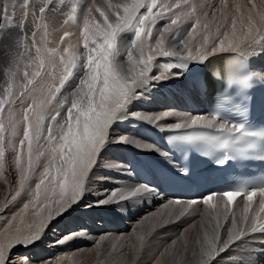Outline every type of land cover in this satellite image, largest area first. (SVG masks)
I'll list each match as a JSON object with an SVG mask.
<instances>
[{
	"label": "snow or ice",
	"instance_id": "obj_1",
	"mask_svg": "<svg viewBox=\"0 0 264 264\" xmlns=\"http://www.w3.org/2000/svg\"><path fill=\"white\" fill-rule=\"evenodd\" d=\"M157 6V0H150V3H145L144 0H130L128 3L122 5L108 4L107 7L112 10L114 16L113 22L109 23V17L103 12L100 15L103 17V22H93L91 36L89 35V15L84 18V47L87 50V64L81 65L86 67L87 71L79 80L76 89L69 96H64L58 101L59 107L56 114L51 116V123L45 127L44 110L47 105L56 100V95L61 92L69 78L73 75V70L77 69L78 56L75 52H69L67 48L63 49L67 52V56L61 54L57 47L47 48L45 41V48H36L37 57L47 55V61L53 67L57 65V56L63 65V75L59 79V86H55L46 77L41 76V72L45 70V59L40 58L38 64L34 66L33 71H28L27 65L23 71L21 80L25 81L19 85L18 97L31 96L32 103L24 107L25 99H21V107L17 110L20 114L18 119L11 111L8 113L7 123L11 130L8 142V148L13 154L12 164L19 170L20 178L18 190L14 189L15 195L12 200H15L22 192L29 189L27 181L32 174L36 173L37 167H42L43 171L39 173V183L35 186L34 196L36 202H40L41 191L44 193V199L50 200L51 203L46 205L47 215L39 222L35 220L27 226V235L23 233L13 235L0 241V264H33L28 257L13 258L9 253L10 249L15 244L30 246L39 241L55 218L62 216L65 212L71 210L72 206L81 199L85 188V181L89 177L90 170L95 165L97 156L104 145L110 125L117 114L129 102L131 93L134 87H138L139 81L147 82L149 78V71L152 68V61L154 57H168L178 56L190 59L194 62H205L210 56L216 52L226 50L225 42L236 51L239 43L233 46L232 40L228 39L227 34L219 41V48L215 44L211 48H205L204 51L200 49L193 50V46L189 43L192 36L195 34V28L189 33L188 40H181L179 44L182 45V50H168L165 48V41L168 36L173 38V41L180 35V15L174 14L170 24H167L162 30H159L158 38L155 41L154 51L153 45L148 44V54L145 53L146 41L141 38L143 33L145 37H151L152 31L149 25H154L157 19L163 17V13L153 14V9ZM25 9L23 18L15 25L20 29L24 28V19L28 16V0H23L21 6ZM147 8V11L141 13L142 8ZM176 7H180L179 4ZM255 9V4L252 5ZM8 5L5 4L2 10V19L7 22L9 26L12 25V20L15 16L13 12L9 15L7 11ZM123 9L122 13L120 9ZM39 12H45V7L41 6ZM91 9H89V14ZM186 18H187V14ZM255 17V18H254ZM74 18V17H73ZM146 22L148 24L146 25ZM134 28L135 39L132 41L130 48L127 51L128 67L118 65L115 62L116 53V39L118 33L124 29ZM233 35L236 30V20L232 23ZM67 35V33H65ZM257 37H264V13L250 12L247 20V31L243 33V41L245 48L241 50V54L245 57L252 54H258L264 49H257ZM93 38H100L99 40ZM90 41L93 46H89ZM260 42H264L261 40ZM201 47H204L203 38L199 42ZM71 47V44H69ZM138 53V55H134ZM31 64V60L29 61ZM20 71L19 66L15 68L9 67L7 69L8 76L14 77ZM53 76L52 73H48ZM179 75V74H177ZM39 77L40 81L37 87L29 89V85L36 82ZM151 79H164L162 76L151 77ZM12 96V84L9 82L4 95H0V113L4 111L5 104L15 103V100H9ZM70 105L66 109V115L60 121H57V116L60 115V109L64 105ZM133 115L138 116L139 113ZM176 113L165 111L163 117L173 116ZM162 117H144V119L159 120ZM202 117H195L191 119V125H197ZM55 124V134L53 129ZM23 124L22 139L19 140V150L12 143L11 137L18 135L17 128ZM182 124L176 123L175 128H181ZM205 127H217L216 119L206 120ZM219 129L224 133L222 136H187L181 137L182 140L194 141L204 140L209 145H216L219 148H226L230 145H235L237 142L245 140V138L254 137L256 133L248 131L243 123L231 124L221 121L218 125ZM5 119L0 116V176L5 171L4 157H5ZM57 136L59 139L57 140ZM43 138V143H42ZM35 142V143H34ZM119 142H128L127 137H121ZM133 143H135L133 141ZM47 145V147H45ZM141 149L152 150L155 147L151 145H141ZM162 156L167 157L169 154L165 151L157 149ZM21 154H24L25 159L21 162ZM44 158V163L41 158ZM217 163L224 164L225 159L218 160ZM53 165H55V172L53 174ZM181 171H186L181 169ZM6 182V181H5ZM43 186V188H42ZM60 189L59 199L49 196V193H55V187ZM149 190V186H137L135 192H145ZM260 194L264 196V187L253 188L251 191H224L223 197L227 198V202H233L237 197L246 195L248 201ZM133 195L134 192H129ZM215 193H208L206 196L199 198L205 204L212 200ZM115 197L113 193L108 198L102 201L95 202V206L107 205L110 200ZM169 201V204H172ZM179 204V200L175 201ZM197 200L191 203L184 204L177 215H184L185 211L195 205ZM92 205H86L91 207ZM27 207V206H26ZM168 207L167 205L165 206ZM218 211H220L218 209ZM223 215L227 218L229 209L227 203L223 207ZM248 207H245L241 213V224L248 222ZM264 200L260 201V211L257 213V218L250 230H246L243 226L237 228V221L235 213L231 221V227L226 232V238L221 240L219 236V224L212 229V235L207 238L206 246L201 242V251L197 254L196 264H211V262L219 257L223 252H226L237 241L244 240L246 236L251 234L264 232ZM190 214V213H189ZM167 215L171 216L169 211ZM166 222V221H165ZM65 242L64 238L57 241V244ZM216 245H219L217 248ZM254 251V249H252Z\"/></svg>",
	"mask_w": 264,
	"mask_h": 264
},
{
	"label": "bare ground",
	"instance_id": "obj_2",
	"mask_svg": "<svg viewBox=\"0 0 264 264\" xmlns=\"http://www.w3.org/2000/svg\"><path fill=\"white\" fill-rule=\"evenodd\" d=\"M50 1L51 0H28L29 21L27 20V18L24 19L23 29L13 31L12 30L13 28L10 29V26L7 24V22H5L4 20H2V18H0L1 20L0 27L2 28V30L0 31V38H1L0 64L3 63L2 65H4L3 68L0 66V72H1L0 95L5 94V90L8 87V84L9 82H11L12 96L8 97V99L15 100V103L11 104V106L6 103L4 106V111L0 113V116H2L5 119V127H6L5 157H4L5 171L2 174V176H0V220L4 219L0 223V241H4L6 238H10L13 235H17L20 233L27 235L28 234L27 226L31 224L34 220L36 222H39L41 219H43L48 214L46 211V205H49L51 203L50 200L44 199L43 191H41L40 202H36V197L34 196L35 186L37 183H39V173L43 171L42 167H37L36 173L32 174L30 176V179L27 181L30 190L22 192L19 196L16 197L15 200H12V197L15 195L14 189L18 190L20 174H19V170L15 168L12 164L13 154L11 150L8 148V142H9L11 130L8 128L7 117L9 111H11L13 115H15L18 119L20 118V114L17 112V110L21 107L20 104L21 99H25V97H18L20 79H17L18 74L11 78L8 76V74H6L8 68L6 67L5 63L6 64L8 63L7 65L8 67L9 64L10 67H13L12 65L14 64V62H18V61L25 62L27 60L25 59V57L32 54V51L30 49V32L28 27L30 25H34L33 30L35 33L34 35H31V37H33L35 41L38 42L37 48H41L42 51L45 48V41H47L46 44L47 48L57 47L61 51V54L65 56H67L68 54L67 52L63 51V49L65 48H67L69 52H75L76 54L78 53L79 49L80 51H82V53H85L86 50L85 47L81 48L83 45L82 43L84 41V36L83 38H81L82 35L78 31L80 29L76 28L78 29L76 30L77 32H73L68 25H65L63 22L68 19L67 17L68 15L64 12H60L55 5L49 4ZM191 1L197 4L198 6H201L200 10L204 11L207 14L208 18L203 16L202 20H207L210 30V32H205V30L202 31L200 30L201 29L200 26L197 28V35H195L191 44L193 46V50H195V47L198 45L199 46L196 47V49H200L201 51H204L205 48H211L212 46L211 41L215 37L221 35L222 32L223 38L224 35L227 34L228 39L232 40L233 46H236L237 43H239V47L237 48L236 51L241 52V50L245 48V43L243 41V33L247 31V20L249 13L250 12L264 13V0H236L235 5L231 3V0L230 1L223 0L222 1L223 4H218L216 7L217 10L214 12H209L208 9L210 7L205 5V0H191ZM6 3L7 2H5V4ZM253 3L255 4V9H253L252 7ZM41 6L45 7V12L42 14L39 12V8ZM48 10H52L55 13H58V15H55L52 11L48 12ZM217 16H219L221 20H219ZM47 17H48L47 20H52L48 22L49 26L45 25L43 22V20H46ZM234 19L236 20V30H235V34L233 35L232 23ZM130 29L131 28L122 30L120 33H118L116 39V53L114 59L118 65L125 66V68L128 67L127 51L130 48L132 41L134 40L129 35ZM26 33L28 34L26 35ZM50 33L52 34V37L49 36ZM65 33H67V35H65ZM64 36L68 38L59 40L61 37ZM202 38H203L204 47H201V44L199 43ZM223 38L221 37V39ZM145 40H146L145 53H148L147 45L150 42L147 39ZM261 40H264V37H257L256 47L258 50L259 48H262V46H264V42H260ZM21 41L26 43L24 48L25 56L22 53H20L19 56L15 55V53L19 52L18 50L19 46L22 45ZM69 44H71V47H69ZM219 46L220 45L218 43L216 47L219 48ZM225 48L226 50L224 51H233L232 48L228 45L227 41L225 42ZM259 54L260 52L258 54L254 53L249 57L252 59V61L258 62ZM134 55H138V53H134ZM8 56L10 57L9 58L10 62L8 61L9 60ZM40 58L45 59V70L41 72V76L46 77L51 83H53L55 86L58 87L59 79L63 75V65L59 61V56H57L56 58L57 59L56 67H53L48 63L47 55H43L42 57L35 58L34 60L36 64H38ZM156 59H161L162 60L161 63H157L155 61ZM86 64H87V57L78 58L77 69L73 70V75L69 78V80L66 82L64 87L61 89V92L56 95V100H53L51 104L47 105V107L45 108L43 113L45 116V127H47L49 123H51V116L56 114V110L59 107L58 101L62 99L64 96H69V98L71 99L70 94L76 89L77 85L79 84L80 78L87 71L86 67L82 68L81 65H86ZM26 65L28 66L27 68L32 67V71L34 70V66H31L29 62H26L24 64V67ZM200 65H201L200 62H194L190 59L182 58L178 56L154 57L152 61V68L149 71V73H152L153 71L154 74L155 71V73L156 72L158 73L157 76H162L164 79H157L155 81L154 79H151L149 77L147 82H144L143 80L139 81L138 82L139 86L134 87L133 92L130 95L129 102L117 114V118L114 119L113 123L110 125V127L113 126L119 130H122L123 132L133 133V134L135 132L134 135H136L137 141L133 143L132 146L129 145L132 148H129V152L125 154V160L123 162L122 169H123V173L125 174V178L127 179V184L129 188L128 192L129 190L130 191L132 190L131 192L135 193V189L137 186H141V185L149 186V190L145 192L147 193V197L151 205L163 201H166L167 204L169 203L168 199H165L160 195H158L156 191L152 189L151 184L147 182L148 181L147 176L151 175V171L148 169L149 167L152 169L153 166V162L151 159H154L153 161H158L155 160V158L158 156L160 157L162 156L160 152L157 150V149H159L160 151L163 150L161 148L162 146L159 144L157 136L160 133L161 129L167 127H175L176 123H180L184 126H187L191 124L192 118L197 117L196 115H192V114L189 115L188 111L182 110L183 108L182 106H180V103L175 102V100H173V97L179 93H184L183 96H188L192 94L193 92L192 89L187 91L188 81L191 77H195L196 75L199 74L201 70ZM174 72H176V74L179 75H172ZM48 73H52L53 76H49ZM74 77H78V80L72 83V79ZM39 81L40 78L37 77L36 82H34L33 85H29V89L37 87ZM176 98L179 99L180 96L178 95ZM31 103H32V98L31 96H28L27 99H25L24 107H27ZM69 106L70 105L66 104L63 106V108L60 109V115L57 116V121H60L62 117L66 115V109ZM165 111L176 113V115L163 117L162 114ZM134 113H139V115L135 116L133 115ZM157 116H160L162 118L159 120L144 119V117L151 118ZM199 117H202V119L199 120L198 123L205 122L207 120L203 116H199ZM52 126L55 134L56 126L54 123ZM23 127H24L23 124L19 125L17 128L18 135H16L15 137H11L12 143L16 146L17 150H19V140L23 138L22 137ZM129 137L130 136H128L127 138ZM58 139L59 136H57V140ZM106 142L104 143V145L106 144ZM42 143H43V138H42ZM141 145H151L155 148L152 150H146V149L144 150L141 149L140 147ZM45 147H47V145H45ZM101 149H103V146ZM154 151L157 152V155H155L156 152L155 154H152L154 153ZM137 158H139L141 161H145V164L141 168L145 170V172H143V170L142 171L139 170L138 174L134 175L132 170H135L136 172V163L132 170L130 166L132 160ZM24 159H25L24 154H21V162H23ZM41 162L44 163L43 157L41 158ZM159 162L165 164L169 163V157L164 156V160ZM54 172H55V165H53V174ZM140 173L141 175H139ZM59 191L60 189L58 187H55V193L50 192L49 196L54 197V199H59L58 196ZM100 191L99 190L95 191L94 195L91 197L97 198V196L103 195V191L101 192ZM112 192L114 193V191ZM122 192L124 193V191ZM84 195H85V189L82 193L81 199L72 206L71 210L65 212L62 216L54 219L59 221L60 223L57 225L55 229H53L55 231H53L52 234L51 233L50 234L47 233V235L43 234V236L44 237L47 236V238L43 240L42 244H45L47 246L50 243L49 242L50 238H54L55 241H59L63 234L66 235V233L67 234L71 233L68 234L69 236L68 235L67 237L65 236L66 237L65 242L60 244L52 243L54 245V249L51 250V252H54V254H52L55 256L54 258L48 260V258L45 259V257H41L44 251V250L42 251L40 248L42 245L38 246L34 250L32 249L35 245H38L37 243L39 241L35 242L30 246L15 244L13 241L14 246L10 249L9 254L12 255V251L16 252L17 248L22 247L24 248L23 251L25 253H23L21 256L19 255V252H16L17 253L16 255L18 257H26L27 255H31L30 259L32 258L31 260L33 264H49L50 261L52 262V264H57V263L70 264L73 260V257L69 255L71 253H66V252L67 250H69L71 246L70 241L73 240V238H75L74 236L77 234V231H79L78 233L83 232V235L87 236L88 234H92L91 232L93 231L97 234L98 232L105 230L111 226L108 220L106 219V217H104L103 215L97 216L96 221L93 222V219L96 216V213L93 212H95L96 210L94 208V205L90 201H84L85 198ZM124 196L125 195H123L122 198L120 199L117 198V199L122 200L124 199ZM91 204H92L91 207H86V205H91ZM196 204H197L195 207L196 211H199L198 207L201 204L206 205L211 209L210 217L205 210L203 211V214L207 219L206 223L203 222V225L206 224L207 225L202 227V231L198 233V235L201 237L207 236V234H209L208 237L210 238L212 235V229L217 224H219L218 232L220 239L221 240L225 239L226 232L231 227L233 213H235L237 228L243 226L247 230L252 221L253 214L247 213L248 222L243 225L241 224V213L243 212V208L241 206V203L239 202H236V205L232 211H229L227 218H225L223 215L222 210L225 203L223 199L220 197H216L215 199H212L207 204H205L203 201L201 203L199 202V204L198 203ZM218 209L220 211H218ZM78 211L81 212L84 211L83 217L86 218L87 221H89L90 219L91 223L89 222L88 226H85L86 223L85 224L83 223L81 227L74 228L75 223L77 221L74 219V216L75 213ZM99 219H101V221H99ZM54 220L50 222L47 228L51 227ZM90 225L94 227L93 230L90 229ZM82 228H86L85 231ZM88 236L90 237V235ZM253 240L254 239L252 238H246L244 240L237 241L231 248H229L228 251L223 252L219 257H216L211 262V264H264V261L262 262L258 260L257 256L252 251V249L257 248V243L254 245ZM216 247L218 248L219 245H216ZM33 251H35L37 257L32 256ZM61 256L63 257L61 258ZM56 257L58 259H56ZM41 258H44V260H42Z\"/></svg>",
	"mask_w": 264,
	"mask_h": 264
},
{
	"label": "rangeland",
	"instance_id": "obj_3",
	"mask_svg": "<svg viewBox=\"0 0 264 264\" xmlns=\"http://www.w3.org/2000/svg\"><path fill=\"white\" fill-rule=\"evenodd\" d=\"M83 1L84 0H79V3H82ZM91 1L92 0H89V4ZM222 1L223 0H205V5L210 7L208 9L209 12H214L217 10L216 7L218 4H223ZM0 2V18H2V9L5 5V2H7L6 4L10 6H8V9H10H7L9 15H12L13 12L15 13V16L12 20L13 26H10V29L13 28V31L20 30V28L15 27V25H17L23 18V13L25 10L21 7L23 0L19 2H17V0H2ZM94 2V5L90 4L88 7V13L84 14L83 18H79L77 20V26L80 28V30L76 29L77 27L70 21H64V24L68 25L73 32H77L76 30H78L82 35L81 37L84 36V34L81 32H84V18L86 15H89V29L91 33L93 22H103V17L100 15L101 11H103L109 17V23L113 22L114 16L112 14V10L107 7L108 4L122 5L124 3L130 2V0H94ZM144 2L147 4L150 3V0H144ZM231 3L235 5L236 0H231ZM177 4L180 5L179 8L176 7ZM89 9H91L90 14ZM200 9L201 6H198L191 0H157V6L153 9V14L162 12L163 17L157 19L155 25H149L151 27L153 38H147L143 33L141 34L143 37H141L144 40H149V44L153 45L154 51L155 41L158 38V31L162 30L167 24H170L171 19L174 18V14H178L180 15V21H178L180 35L177 36L174 41L171 36H168L165 41V48L168 50H182L183 46L179 44V41L188 40L189 33L193 28H195L196 32L189 41L190 44H192L195 35H197V28L199 26L201 31L205 30V32H210L207 20H202L203 16L206 18H208V16ZM58 10L63 12V10L59 8ZM122 11L123 9L121 8L120 12L122 13ZM140 11L141 13H144L147 11V8H142ZM185 14H187V18ZM217 18L221 20L219 16H217ZM28 19L29 17L27 16V20ZM147 24L148 22H146V25ZM1 30L2 28L0 27V31ZM131 31L135 33V30L132 28L129 30V35L132 39H135V35H133ZM89 35L91 36V34ZM221 37L223 38L222 32L221 35L215 37L211 41V45H218ZM93 39L99 40L100 38ZM82 44L83 45L81 48H84V42ZM89 46H93L91 41ZM147 54L148 53H146V55ZM15 55L19 56L20 53L17 52ZM77 56L78 58L87 57V50H85V53H82V51L79 49ZM9 58L10 57L8 56V59ZM8 61L10 62V59ZM155 61L157 63H161L162 60L156 59ZM2 64L3 63H1L0 66L3 68L4 65ZM5 65L7 68L10 67V64L9 67L7 66L8 63H5ZM151 74H153V71L152 73H149V77ZM154 74L156 75H151V77L158 75V73H155V71ZM22 75L23 73L18 74L17 79H20ZM172 75L177 74L174 72ZM20 80L19 84L25 82L23 80H21V82ZM77 80L78 77H74L72 79V83L76 82ZM154 80L156 81L157 79ZM122 132V130H119L113 126L108 129L106 141L109 142L105 141L106 144L103 145V149L100 150L95 165L90 170L89 177L86 179L84 188V201H90L96 210L93 212L96 213L93 222L96 221L97 216L103 215L106 217L111 226L98 232L97 234L94 231L91 232L92 234H88L90 237L88 235H83V232L78 233L79 231H77V234L74 236L75 238L70 241L71 246L69 250L66 252L71 253L69 255L73 257V260L70 264H196L197 254H199L201 251V242L203 241L206 246L207 238H209V234L203 237L198 235V233L202 231V227L207 225H203V222L206 223L207 220L203 214V211L205 210L210 217L211 209L206 205L201 204L198 207L199 211H196L195 207L197 204H195L192 205L191 208L187 209L184 215H177V213L181 210V207L187 202H180L179 204L173 202L172 204H167L166 201H163L151 205L146 192H135L134 195H130L129 192L132 190H129L128 192L129 188L127 179L123 173L122 166L125 160V154L129 152V148H132L131 146L133 145V141L136 142L137 138L136 135H134L135 132L134 134ZM126 136H130L127 138L128 142H119L121 137ZM163 151L164 150H162V152ZM155 152L156 151H154L152 154H155ZM155 155H157V152ZM156 158H160V160L162 158V161L164 160V156H158ZM134 160L140 159L137 158L132 160L130 166L131 170L135 165ZM144 164L145 161L141 160L139 163H136V172L135 170H132L133 174H138L139 170L142 171L143 169L141 168ZM139 175H141V173ZM97 190L103 191V195L97 196V198L91 197ZM112 191H114V193L117 195H115V197L110 200L107 205L99 207L95 206V202L102 201L105 198L111 196V194H113ZM122 191H124L125 194ZM122 194L125 195L124 199L119 200L123 197ZM166 205L168 206L167 208L165 207ZM169 211L172 213L171 216L167 215ZM83 213L84 211H78L75 213L74 219L77 221L74 228L81 227L83 223H86L85 226H88L89 222L91 223L90 219L87 221V219L83 217ZM3 220L4 219H1L0 223ZM99 221H101V219H99ZM59 223V221L54 220L51 227L45 230L44 235H47V233L52 234L53 231H55L53 229H55ZM93 228L94 227L90 225V229L93 230ZM82 229L85 231L86 228ZM68 234H63L61 238L65 239ZM45 238H47V236H43L37 243L38 245H35L32 249L34 250L38 246L42 245L40 248L42 251H44L41 257L51 260L55 257L52 255L54 252H51V250L54 249L53 244L57 241H55L54 238H50V243L46 246L45 244H42ZM23 249L24 248L19 247L17 248L16 252H19V255L22 256V254L25 253ZM16 252L12 251V255H10L13 258H19L16 255ZM30 256L31 255H27L26 257L30 258ZM32 256L37 257L35 251H33ZM62 257L63 256H61V258ZM41 259L44 260V258ZM56 259L58 258L56 257ZM49 264H52V262L50 261Z\"/></svg>",
	"mask_w": 264,
	"mask_h": 264
}]
</instances>
